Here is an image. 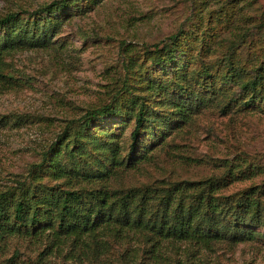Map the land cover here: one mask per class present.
<instances>
[{
    "label": "rangeland",
    "instance_id": "1",
    "mask_svg": "<svg viewBox=\"0 0 264 264\" xmlns=\"http://www.w3.org/2000/svg\"><path fill=\"white\" fill-rule=\"evenodd\" d=\"M52 1L0 0V17H40L36 9ZM52 17L60 26L47 47L3 58L0 192L17 181L31 182L37 194L67 189L47 163L35 168L43 153L75 131L87 111L135 99L165 122H144L131 153L137 109L89 118L88 136L68 144L85 142V154L74 152L81 165L109 164L107 149L91 144L96 139L115 146L124 162L146 155L119 168L111 188L148 185L164 192L175 182L227 175L217 194H246L264 207V86L254 98L240 86L264 67V0H66ZM164 45L172 60L157 64ZM231 67L240 79L228 76ZM179 85L191 90L190 101L206 99L186 118L172 112L171 101L184 92ZM250 227L257 234L251 240L208 246L132 232L59 245L49 230L15 234L0 239V264H264V224Z\"/></svg>",
    "mask_w": 264,
    "mask_h": 264
},
{
    "label": "trees",
    "instance_id": "2",
    "mask_svg": "<svg viewBox=\"0 0 264 264\" xmlns=\"http://www.w3.org/2000/svg\"><path fill=\"white\" fill-rule=\"evenodd\" d=\"M65 3L66 0H54L45 4L36 9V12L44 14L32 19L21 17L18 12L0 17V78L6 76L1 67L7 54L47 47L51 43L60 26V21L52 14L62 10ZM176 39L172 36L169 41ZM162 49L166 53L164 57L157 53L154 59L157 64L172 60V49L166 45ZM228 76L240 79L232 67ZM240 86L253 98L260 95L264 86V67H259L252 77L241 81ZM149 87L153 88L152 85ZM178 89L184 92H179L178 99L171 102L174 107L172 112L179 116L186 118L206 101L201 95L194 103L190 101L191 90L185 91L180 85ZM143 106V102L138 103L135 99L126 105L108 103L87 111L75 131L59 136L43 153L42 161L35 168L47 163L51 176L56 180L64 179L68 188L37 194L31 189V182L26 185L25 181H17L13 189L0 192V239L15 234L34 236L46 230H49L55 245L70 239L84 244L88 239L94 241L102 235L124 238L130 232L147 236V240L155 242L170 239L204 246L225 239L234 242L253 239L257 234L250 225L258 227L264 224L262 202L246 194L239 198L217 194L228 183L227 175L196 182H175L164 192L155 191L148 185L111 188L109 182L113 178L116 180L119 168L133 167L136 160L146 159L145 153L124 162L118 159L115 146L91 139V144L107 149L110 160L108 165L98 162L94 168L88 169V162L81 165L74 156L75 150L79 155L85 154V142L68 149L72 138L88 136L85 132L89 118L114 116L123 109L128 115V112L137 109L131 132L132 153L144 122H165L164 116H154ZM64 140H67L65 144ZM181 195V198L177 197Z\"/></svg>",
    "mask_w": 264,
    "mask_h": 264
}]
</instances>
